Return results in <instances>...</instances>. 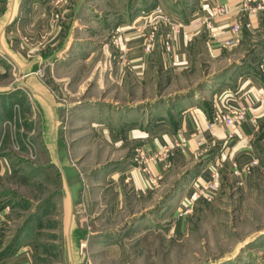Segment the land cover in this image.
<instances>
[{
    "label": "rangeland",
    "instance_id": "rangeland-1",
    "mask_svg": "<svg viewBox=\"0 0 264 264\" xmlns=\"http://www.w3.org/2000/svg\"><path fill=\"white\" fill-rule=\"evenodd\" d=\"M193 1L98 0L89 5L96 12L62 21L66 28L60 46L69 41L67 59L52 71L50 67L46 72L45 67L37 68L32 76L45 83L56 98L58 133L67 149L66 160L80 177L95 166L113 165L114 160L126 156H131L136 165H144L149 157L136 142L117 146L107 142L106 137L95 140L93 123L74 115L80 107L96 105L102 113L97 118L106 122L108 130L117 132L124 128L118 119L124 105L136 106V112L142 115L152 111L148 107L153 101L156 113L161 114L172 102L186 96L194 100L196 96L197 103L211 110V91L204 88L206 75L236 64L241 65L231 72L259 66L262 57L257 53L264 40V22L256 30H246L242 41L222 49L214 58L205 53L204 33L200 31L188 45L192 64L183 70L171 68L163 47L166 20L190 24L199 16H191ZM199 28L203 30V26ZM136 34L145 41V48L157 41L153 65L142 69L123 61L127 43ZM0 59V158L7 163L6 174L0 176V249L27 223L23 235L35 234L32 256L37 264L44 249L41 244L58 239L52 233L57 223L40 226L37 221L59 217V209L47 213L45 209L56 199L60 177L56 166L45 159L39 117L28 89L20 85L22 79L16 76L14 65L3 56ZM230 63L234 64L228 66ZM198 88L205 90L196 92ZM257 131L255 167L242 177L218 172V189L205 204L194 202L179 223L178 215H165V203L160 209L157 206L172 186L176 188L179 177L204 163L200 157L174 162L171 182L159 193L145 198L129 193L124 207L110 219L113 223L101 228L111 229L110 237L117 243L113 251L106 252H121V264H264V121ZM154 180L152 189L158 185V179ZM106 264H115V260L107 257Z\"/></svg>",
    "mask_w": 264,
    "mask_h": 264
},
{
    "label": "crops",
    "instance_id": "crops-1",
    "mask_svg": "<svg viewBox=\"0 0 264 264\" xmlns=\"http://www.w3.org/2000/svg\"><path fill=\"white\" fill-rule=\"evenodd\" d=\"M97 1L0 0V57H5L14 65L16 76L22 79L20 85L27 88V93L32 97L33 108L39 117L40 142L45 159L53 167L56 166L54 168L60 177V186L55 191L56 199L52 200L45 209V213L51 209H59V217L56 220L46 218L37 221V225L40 226L57 223L58 227L52 233L58 239L56 242L41 244L44 249L38 255L40 261L37 258L39 261L37 264H106L107 257L113 258L115 264H121V252H106L113 251L112 249L116 247L114 244H117L115 240L113 243V238L110 237L113 235L111 229L101 228L108 222L113 223L110 219H113L117 210L124 207L125 197L129 193L142 198L159 193L171 182L174 162L200 157L204 163L194 166L189 173L190 178L183 180L162 203V205L165 203L163 207L165 215L176 217V211L182 207V203L189 201L197 187L200 188L208 182L209 168L215 167L220 174L226 172L232 175H234L233 171L237 170L239 177H242L248 170L255 167L257 161L254 137L256 136L257 139V128L259 123L264 121V103L258 101L264 88V40L257 53L262 57L258 67L251 71L239 67L231 72L233 67L241 65L235 63L236 65L220 75L209 78L223 69L204 77L209 78L205 81L204 88L208 92L211 91L213 103L211 110L197 103L196 96L192 100L187 98V94L183 95L186 97L182 100L178 98L180 101L171 100L174 101L171 103L172 106L169 105V110L165 109L161 114L156 113L158 111L155 110L153 101L148 107L152 111L141 112L142 115H138L136 106L124 105L125 107L122 108L124 113L118 117L124 128L115 132L108 130L104 126L106 122L97 118L98 115L102 117V113L95 108L96 105L93 106L94 108L77 109L75 116L93 123L91 126L95 129L93 134L95 140L100 136L106 137L107 142L117 146L136 142V145L149 156L161 149L169 151V155L163 161H148L138 166L132 164L131 156H126L114 160L113 165L95 166L80 177L66 160L67 149L58 133L56 98L45 83L32 76V72L40 67H45V72L49 69L48 67L52 71L56 64L64 63L67 59V47L70 44L68 41L63 47L60 46L62 33L66 28L62 21H67L76 15L80 18L87 17L89 13L96 12L89 5ZM238 1L196 0L193 1L195 6L191 16L206 15L213 5H226L233 9ZM57 15L61 19L54 18ZM263 22V12L242 13L238 16L231 14L229 17L218 18L212 31L189 26L188 21L184 24L178 22L183 28H179L175 33L172 54L166 55L169 65L174 70H183L192 64L188 45L200 31L204 33L202 42L205 53L214 58L224 49L222 47L224 40L237 37L238 41L235 43L237 45L243 40L246 30H256ZM233 23L239 26L236 34L231 30ZM118 28L121 29V27ZM184 30L189 34H185ZM137 36L136 34L130 37L123 61L132 65L133 68L142 69L153 65V49L157 41L149 44L150 48L146 50L145 41ZM231 64L234 63L228 66ZM136 75L139 74L136 73ZM120 77L119 73V79ZM131 79H133L132 76ZM204 88L196 92L205 90ZM246 101L251 102V107L246 111V119L242 124L230 129L214 125L212 131L207 129L212 115L219 108H224L225 105L239 106ZM100 126L103 127L96 128ZM127 129L130 131L128 132ZM181 139L186 142L184 153L174 146ZM1 159L0 176L6 174L7 169V163ZM148 177L158 179L156 188L152 189V185H149ZM205 202L204 198H200L195 205H203ZM182 220L184 219L179 218L178 223ZM23 234L24 231L9 251L2 252L6 245L0 249V264H35L32 256L35 234ZM53 246L60 252L52 251ZM83 249L87 250L85 254L81 252Z\"/></svg>",
    "mask_w": 264,
    "mask_h": 264
},
{
    "label": "built area",
    "instance_id": "built-area-1",
    "mask_svg": "<svg viewBox=\"0 0 264 264\" xmlns=\"http://www.w3.org/2000/svg\"><path fill=\"white\" fill-rule=\"evenodd\" d=\"M258 12L264 13V0H239L236 5L232 8H228L226 5H216L208 9L206 15L204 16H197L189 26L194 28H199L203 26L208 31L214 30L215 21L218 18H225L229 17L231 14L238 16L242 13L247 14H256ZM167 31L165 33V37L163 38V47L166 53L172 54L174 49V36L175 33L178 32L179 28H183L181 24H174L171 21L166 20ZM231 30L236 34L239 30V26L236 23L231 25ZM185 31V30H184ZM185 34H189L188 31L184 32ZM238 41V38H233L230 40H224L222 42V47H231L235 45ZM148 45L146 46V49ZM260 103H264V88L262 89L261 96L258 98ZM224 108H219L212 116L211 122L207 125V129L212 131V127L219 126L223 127L224 129H230L237 125L242 124L246 119V111H248L251 107V102L246 101L244 104L239 106L233 105H225ZM198 132V129H196ZM176 148H178L182 153L185 151L186 142L184 139L178 140L177 143L174 144ZM162 152L150 155L148 160L145 159L144 162L148 161H161L169 152L168 149H161ZM160 150V151H161ZM143 158V157H142ZM233 173L238 175V171L234 170ZM147 181L149 185L154 184V178L148 177ZM219 187V175L218 171L215 167L209 168V180L205 182L202 187H197L196 191L191 195L188 202H183L182 207L178 208L176 211V216L183 217L185 213H188L189 207L196 202L200 198H204V200L208 201L213 192H215Z\"/></svg>",
    "mask_w": 264,
    "mask_h": 264
},
{
    "label": "water",
    "instance_id": "water-1",
    "mask_svg": "<svg viewBox=\"0 0 264 264\" xmlns=\"http://www.w3.org/2000/svg\"><path fill=\"white\" fill-rule=\"evenodd\" d=\"M232 66V65H231ZM230 66V67H231ZM229 67V68H230ZM229 68H226V69H223L222 71H219V72H216V74H213L212 76H209V78H211V77H214V76H216V75H220L221 73H224V72H226V70H228ZM209 78H207V79H209ZM207 79H205V81L207 80ZM201 87V86H200ZM199 89V88H198ZM197 89V90H198ZM192 170H189V171H187V173H185V174H183L181 177H179V180L177 181V183L175 184V186H176V188L180 185V183L187 177V175L191 172ZM171 190H169V192L167 193V195L165 196V199H168L169 198V196L171 195V193H172V191L175 189V188H173V186H172V188H170ZM163 203V202H162ZM162 203L159 205V206H157L158 208L162 205ZM27 224V223H26ZM26 224H23L20 228H19V232H18V234H15L14 236H13V238L11 239V241L4 247V249H3V253H5V252H7V251H9V249L11 248V246L16 242V240H17V238L19 237V235L22 233V231H23V229L25 228V226H26Z\"/></svg>",
    "mask_w": 264,
    "mask_h": 264
},
{
    "label": "bare ground",
    "instance_id": "bare-ground-1",
    "mask_svg": "<svg viewBox=\"0 0 264 264\" xmlns=\"http://www.w3.org/2000/svg\"><path fill=\"white\" fill-rule=\"evenodd\" d=\"M180 218H182V217H180Z\"/></svg>",
    "mask_w": 264,
    "mask_h": 264
}]
</instances>
